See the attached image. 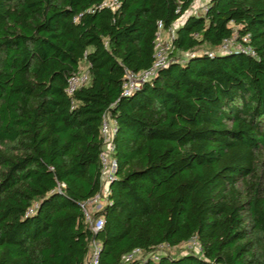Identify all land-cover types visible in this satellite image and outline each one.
<instances>
[{
	"label": "trees",
	"instance_id": "1",
	"mask_svg": "<svg viewBox=\"0 0 264 264\" xmlns=\"http://www.w3.org/2000/svg\"><path fill=\"white\" fill-rule=\"evenodd\" d=\"M108 1L0 0V264H87L94 240L101 264L136 248L133 264H264V0L189 14L128 95L126 69L153 65L159 22L194 0ZM107 113L116 168L95 232L81 204L103 192Z\"/></svg>",
	"mask_w": 264,
	"mask_h": 264
},
{
	"label": "built area",
	"instance_id": "2",
	"mask_svg": "<svg viewBox=\"0 0 264 264\" xmlns=\"http://www.w3.org/2000/svg\"><path fill=\"white\" fill-rule=\"evenodd\" d=\"M159 28L160 29L158 32L157 45H156V59L153 65L150 68L144 69L140 72H135L126 69L125 82L123 85L124 95L130 94L133 90L138 88L144 81L151 79L156 74V72L160 67L165 66L169 62V55L166 56L158 51L160 36L162 34V31H164L162 22H159ZM167 32L171 35V46H172V40L176 34L175 29L172 28ZM245 40H247V38H245ZM220 47H221L220 49L221 51H228L232 48L235 49L241 48V44L237 43L236 39H226ZM89 80H90L89 69L87 66L83 65L80 71L70 76L68 81V86L66 88L67 93L70 95L74 94L78 88L87 84ZM116 128H117V120L110 113L105 114L101 125V134L104 143H103L102 152L100 154L101 165H102V169H101L102 179L103 182L107 183L106 192L104 193L105 196H103V192L97 193L93 197L89 198L86 202L81 204L86 220L90 223L91 229L95 232L101 229L102 226L104 225V217L101 216L96 221H94L92 213L94 210L100 209L104 204L107 197L109 184L113 179L115 173L116 160L114 158L115 145L113 139L116 132ZM100 251H101V244L94 240L91 244V251L87 264H101ZM143 253L144 252L142 251V249L136 248L131 252L125 254L122 258V261L119 264H133L136 260L143 257V256L140 257V255H142Z\"/></svg>",
	"mask_w": 264,
	"mask_h": 264
},
{
	"label": "rangeland",
	"instance_id": "3",
	"mask_svg": "<svg viewBox=\"0 0 264 264\" xmlns=\"http://www.w3.org/2000/svg\"><path fill=\"white\" fill-rule=\"evenodd\" d=\"M210 0H194L191 8L186 12V14H184L173 26L174 29H176L184 20L185 18L189 15V14H202L205 9L206 6L208 4ZM108 3L113 4L114 2L113 0H109ZM233 42V41H232ZM172 46H171V35L167 32V31H162V34L160 36V41H159V46H158V51L161 54H164L166 56L169 55V52L171 50ZM221 49V47L219 48ZM106 188H107V183L104 182V188H103V196H105V192H106ZM104 198V197H103ZM160 252L161 251H165V250H172L175 253H183L186 252L188 250H192V251H196L199 252L200 251V246L198 244V242L194 239L191 240L189 242L183 243L181 245H179L176 248H171L169 249V247L166 246H162L160 247ZM143 256L140 255V257Z\"/></svg>",
	"mask_w": 264,
	"mask_h": 264
}]
</instances>
